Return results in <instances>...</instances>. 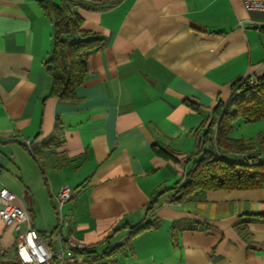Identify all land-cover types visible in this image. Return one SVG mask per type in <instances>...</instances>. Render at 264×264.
I'll return each mask as SVG.
<instances>
[{"label": "crops", "instance_id": "1", "mask_svg": "<svg viewBox=\"0 0 264 264\" xmlns=\"http://www.w3.org/2000/svg\"><path fill=\"white\" fill-rule=\"evenodd\" d=\"M74 10L104 43L76 98L60 100L44 64L51 20L38 0H0V189L16 194L51 249L72 236L112 250L105 264H264V188L187 202L175 188L217 102L237 79L264 74V10L242 0H76ZM230 135L264 154V119H237ZM63 187L72 194L59 204ZM148 221L158 225L133 236ZM16 238L0 219L4 260H16Z\"/></svg>", "mask_w": 264, "mask_h": 264}, {"label": "trees", "instance_id": "2", "mask_svg": "<svg viewBox=\"0 0 264 264\" xmlns=\"http://www.w3.org/2000/svg\"><path fill=\"white\" fill-rule=\"evenodd\" d=\"M44 14L53 24V42L45 69L52 79L50 95L60 100L76 98L75 90L87 75V58L101 48L104 37L82 28L83 18L74 10L76 0H38ZM253 78V77H252ZM241 77L232 84L228 101H218L212 117L203 131V147L198 158L186 172L183 183L175 186L177 201L187 202L200 197L207 190L264 188V154L251 140L232 137V124L237 119L251 123L264 119V74L253 78ZM194 106L193 104H190ZM60 139L58 127L49 139L56 144ZM155 153L166 159L176 160L173 153L153 145ZM154 200L147 208H152ZM158 225L148 221L134 227L133 236ZM112 251V250H111ZM110 251V252H111ZM110 252L97 254L87 247L81 253L80 264H105L101 260ZM16 253V249H15ZM5 251L0 250V264H16V260H4Z\"/></svg>", "mask_w": 264, "mask_h": 264}, {"label": "built area", "instance_id": "3", "mask_svg": "<svg viewBox=\"0 0 264 264\" xmlns=\"http://www.w3.org/2000/svg\"><path fill=\"white\" fill-rule=\"evenodd\" d=\"M248 10H264V0H242ZM249 83L253 84L252 77ZM28 143V141H27ZM68 187H63L56 195L59 204L71 197ZM16 194L8 187L0 189V219L5 223H12L17 231L15 249L18 256L16 264H80L84 258L81 253L88 246L72 236L68 237L56 249L45 245L39 231L32 227L26 207L15 203ZM64 221L59 217L56 229L60 230ZM20 225L23 229L20 230Z\"/></svg>", "mask_w": 264, "mask_h": 264}]
</instances>
